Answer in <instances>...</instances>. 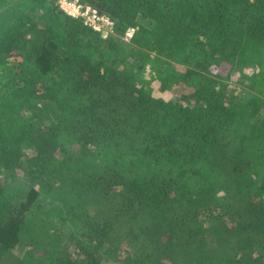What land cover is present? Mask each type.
Listing matches in <instances>:
<instances>
[{
    "label": "trees",
    "instance_id": "trees-1",
    "mask_svg": "<svg viewBox=\"0 0 264 264\" xmlns=\"http://www.w3.org/2000/svg\"><path fill=\"white\" fill-rule=\"evenodd\" d=\"M79 1L0 0V264H264V0Z\"/></svg>",
    "mask_w": 264,
    "mask_h": 264
},
{
    "label": "built area",
    "instance_id": "built-area-1",
    "mask_svg": "<svg viewBox=\"0 0 264 264\" xmlns=\"http://www.w3.org/2000/svg\"><path fill=\"white\" fill-rule=\"evenodd\" d=\"M58 5L68 15L81 18L84 25L99 32L103 37L114 33V25L112 20L106 15L100 13L91 5H85L79 0H58ZM135 29L129 27L125 30L122 38L124 41H130Z\"/></svg>",
    "mask_w": 264,
    "mask_h": 264
},
{
    "label": "rangeland",
    "instance_id": "rangeland-1",
    "mask_svg": "<svg viewBox=\"0 0 264 264\" xmlns=\"http://www.w3.org/2000/svg\"><path fill=\"white\" fill-rule=\"evenodd\" d=\"M145 74L146 75L149 74V66L146 67ZM230 86L234 88L235 93L238 96H243L244 94H248V95L252 94L251 90L249 88H247L244 83H236L235 84V82H231ZM177 90L180 91L181 88L178 87ZM256 118H259V119L264 118V112L259 114ZM66 245H67L68 251H71L73 249V247H72L70 242H67Z\"/></svg>",
    "mask_w": 264,
    "mask_h": 264
}]
</instances>
